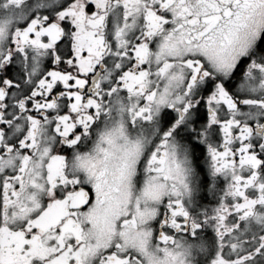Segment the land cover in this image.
Returning <instances> with one entry per match:
<instances>
[{"label":"snow or ice","instance_id":"1","mask_svg":"<svg viewBox=\"0 0 264 264\" xmlns=\"http://www.w3.org/2000/svg\"><path fill=\"white\" fill-rule=\"evenodd\" d=\"M0 264H264V0H0Z\"/></svg>","mask_w":264,"mask_h":264}]
</instances>
